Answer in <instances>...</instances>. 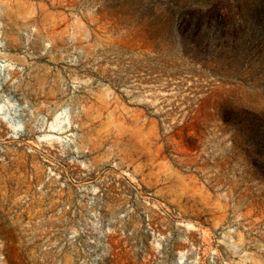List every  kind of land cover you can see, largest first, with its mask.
<instances>
[{
	"label": "rangeland",
	"instance_id": "rangeland-1",
	"mask_svg": "<svg viewBox=\"0 0 264 264\" xmlns=\"http://www.w3.org/2000/svg\"><path fill=\"white\" fill-rule=\"evenodd\" d=\"M0 264H264V0H0Z\"/></svg>",
	"mask_w": 264,
	"mask_h": 264
}]
</instances>
